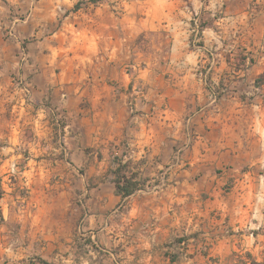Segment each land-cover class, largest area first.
I'll list each match as a JSON object with an SVG mask.
<instances>
[{
  "label": "rangeland",
  "instance_id": "1",
  "mask_svg": "<svg viewBox=\"0 0 264 264\" xmlns=\"http://www.w3.org/2000/svg\"><path fill=\"white\" fill-rule=\"evenodd\" d=\"M215 5L0 0V264H264V0ZM114 67L130 126L109 143L74 111ZM115 157L144 184L124 203Z\"/></svg>",
  "mask_w": 264,
  "mask_h": 264
},
{
  "label": "crops",
  "instance_id": "2",
  "mask_svg": "<svg viewBox=\"0 0 264 264\" xmlns=\"http://www.w3.org/2000/svg\"><path fill=\"white\" fill-rule=\"evenodd\" d=\"M192 1L194 2L196 0H192ZM214 1L216 3L215 6H217V4L220 2V0H214ZM194 14H195L194 10L191 9L186 11L178 4L171 18V22L170 24H168L169 25L168 30L171 32V35L173 37V46H175V50H174L175 53L173 54V58H172L173 62L180 61L183 58V56H185V54L182 55L179 52H182L180 48L183 47V45L188 44L186 42L190 40L192 37L188 35V32L192 33V30L188 29V27H190V25L192 24L188 23V21L193 20ZM183 24L187 26V28L183 27ZM210 31L213 32V30ZM192 56L188 55L185 58L188 59V57L191 58ZM189 74H190L189 76L187 74L182 76V74L172 73L170 77L188 78L194 76L191 72ZM114 76L118 78L120 82L119 87H116L114 83L107 86L106 83H102L104 79H100V77L95 76L94 81H97V83L93 86L92 92L90 94L91 97L90 99L92 101L91 106L89 107V109H85L80 106L83 95L81 94L75 98L76 103L78 105V111L77 112L74 111V113H76L77 115H80V113H82L83 114L82 118L84 121L88 120L89 118L92 122L93 134H95V136L98 134H101L102 136L104 135L105 141L109 143L118 142L119 140H121L125 136V134H127V130L130 126L127 117L125 116L124 113V111H126V104H127L126 93L128 91L129 82H127V79L122 74V69L119 70L116 69V67L111 69L110 78L112 77L111 79H113ZM122 111H123V115H122ZM84 113L86 116H88V118L84 116ZM79 117H81V115ZM102 120L103 122H100V124H98V121H102ZM100 156H101L100 158H103L102 154ZM111 178L112 176L110 177V179ZM137 193L132 195L129 199H123L122 197L116 194V188H115V196L118 197L122 201V203L127 202Z\"/></svg>",
  "mask_w": 264,
  "mask_h": 264
},
{
  "label": "trees",
  "instance_id": "3",
  "mask_svg": "<svg viewBox=\"0 0 264 264\" xmlns=\"http://www.w3.org/2000/svg\"><path fill=\"white\" fill-rule=\"evenodd\" d=\"M101 157V156H100ZM121 162H120V161ZM114 161L117 163V167L109 170V175L112 176V183L116 188V194L123 199H129L132 195L143 190L144 184L139 182V173L131 171L126 163H123V160L119 157H115ZM119 163H118V162ZM0 218L3 220V212L0 209ZM47 264V262H43Z\"/></svg>",
  "mask_w": 264,
  "mask_h": 264
}]
</instances>
